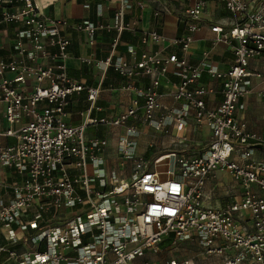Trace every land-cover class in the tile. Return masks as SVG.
I'll use <instances>...</instances> for the list:
<instances>
[{"label":"built area","instance_id":"1","mask_svg":"<svg viewBox=\"0 0 264 264\" xmlns=\"http://www.w3.org/2000/svg\"><path fill=\"white\" fill-rule=\"evenodd\" d=\"M117 1L110 22L86 17L73 25L87 33L90 44H95L98 30L117 32L105 58L83 61L103 71L113 69L135 93L119 113L92 117L87 113L95 107L102 84L89 85L69 75L71 39L62 31L69 22L45 13L36 0H0V32L15 27L13 53L0 56V104L6 119L0 123V165L14 168L20 177L12 183L10 197L0 198V227L9 228L0 254H8L15 264H264V161L255 157L264 138L237 115L245 108L242 99L253 78L264 76L252 65L253 60L264 65V0H220L234 15L229 29L211 27L214 43L234 49V62L226 70L209 62L206 53L198 63L187 57L201 28L205 0L186 8L183 35L169 39L158 28L142 31L143 44L169 42L182 54L129 44L131 58L119 45L125 31H136L137 21L126 18L130 0ZM84 8L90 11V3ZM160 14L154 10L155 16ZM204 73L221 84L217 106L206 100L214 88L199 84ZM165 74L178 78L167 92L177 105L162 101L158 87ZM141 75L151 77L147 87L137 85ZM82 91L91 105L82 112V122L69 123L72 99ZM192 117L211 131L204 150H173L153 161L138 155L143 133L139 121L166 133L174 127L175 136L185 142ZM98 124L124 127L118 150L122 166L134 163L130 175L121 177L117 169L106 168L107 137L87 135L88 127ZM9 137L14 141H7ZM218 170L233 176L240 198L204 205L206 181ZM47 214L50 223L43 226ZM30 229L36 230L29 237L33 247L18 251L15 245ZM164 241L173 246L195 243L199 257L172 256L159 263Z\"/></svg>","mask_w":264,"mask_h":264},{"label":"crops","instance_id":"2","mask_svg":"<svg viewBox=\"0 0 264 264\" xmlns=\"http://www.w3.org/2000/svg\"><path fill=\"white\" fill-rule=\"evenodd\" d=\"M206 8L203 16L200 20L201 28L195 33V38L191 43V47L187 52L188 59L193 63H198L203 60L205 53L207 54L208 61L217 66L221 70L229 69L234 62L235 54L231 45L224 42L214 43L216 32L212 31L211 27L214 25H221L225 29H229L234 20V15L226 8L224 2L220 0H205ZM40 8L50 16L64 18L69 22L67 27L63 28V33L68 35L71 39L69 47L70 56L67 59V70L71 77L81 80L89 85L102 84V90L99 97L95 101V107L91 112H88L92 117H110L119 113L131 104L132 98L135 93L124 87L127 83L123 76L119 75L113 69L103 71L95 65L88 64L83 61L84 57H92L97 59L105 58L110 50L114 37L116 36L113 30H98L96 33L95 44H90L89 38L86 32L78 31L73 27L74 23L81 21L83 18L89 17L94 21L100 20L103 23H108L114 16L115 9L118 7L119 1L117 0H36ZM196 2V0H130L131 6L127 10V20L135 19L137 21L136 31H125L121 35L119 50L127 57L131 58L127 48L129 44L135 45L138 49L143 50H162L163 54H169L174 51L181 50L178 45L166 42L155 44H143L141 41L142 31L145 29L158 28L161 32L169 38H175L183 35L185 32V10L188 6ZM90 3V11H86L84 5ZM140 3H144V7L140 6ZM101 4V6H98ZM101 8V15H96L97 9ZM161 10L160 16L154 15V10ZM14 26H8L2 29L0 32V56L9 57L13 53L14 44ZM170 41V40H169ZM254 67L259 68L264 75V65L257 60L252 61ZM161 85L158 90L164 93L162 101L168 106L177 105L178 102L168 95L169 86L171 82H175L178 78L175 75H161ZM151 82V77L148 75H141L137 79V85L139 87H147ZM199 84L205 86H212L214 92L206 96L209 106H217L222 100L221 84L219 81L211 78L207 73H204L199 79ZM264 90V76L254 77L251 91L242 99L245 102V108L238 109V117L245 118L248 124V128L251 131L258 133L264 138V97L262 91ZM141 103L145 99L140 98ZM91 105L87 99L86 91H82L74 95L72 103L69 107V112L66 116V120L69 123L77 124L83 121L85 115H82L83 111H86ZM86 114V115H87ZM139 114H142L140 110ZM194 117L190 118V126L188 131V140L181 142L183 144L178 145V150L189 149L193 152H199L206 148V145L210 139L211 131L209 127L198 126L194 122ZM135 123L133 118L129 119V123ZM0 123L6 124L4 116V107L0 104ZM138 125L143 133L138 137V149L139 156H145L146 148L141 147V138L148 136L151 138L162 137L164 134L169 135L176 130L173 127L170 132L156 131L154 128L138 122ZM91 127V130H88ZM87 129L88 136H102L107 137L108 147L104 154L105 166L108 169H117L121 177L130 175L126 171L118 169V163H120V152L118 150L119 135L124 132V127L111 128L108 125L98 124L91 125ZM93 129V130H92ZM173 130V131H172ZM176 137V136H175ZM7 141L13 142L14 138L9 137ZM149 140L147 146L152 143ZM179 141V139H178ZM154 142V141H153ZM156 143V142H155ZM150 146V145H149ZM146 157V156H145ZM255 157L264 161V145L256 147ZM90 169V168H89ZM222 171V170H221ZM126 175H125V174ZM131 173V172H130ZM214 177H217V172ZM19 174L12 167H4L0 165V198L7 199L10 197L11 185L15 181L19 180ZM210 181V180H209ZM206 182L204 187V195H208L213 204L204 203L207 206H220L240 198L241 187L236 184L237 191L234 193H228L226 198L217 202V198H213L211 187L216 188V183L211 185ZM235 188V187H234ZM32 216V215H31ZM30 217V215H29ZM47 219L50 218V214L46 215ZM50 223H43V226H47ZM8 227H0V243L6 242L5 235L9 233ZM16 230V227L14 228ZM36 230L30 229L24 238L19 241L15 246L18 251H23L27 248H32L33 244L29 241L30 234L35 233ZM18 233L23 236L21 232ZM14 259L8 258V254H0V264H14Z\"/></svg>","mask_w":264,"mask_h":264},{"label":"rangeland","instance_id":"3","mask_svg":"<svg viewBox=\"0 0 264 264\" xmlns=\"http://www.w3.org/2000/svg\"><path fill=\"white\" fill-rule=\"evenodd\" d=\"M91 130V127L88 129ZM93 130V129H92ZM173 131V130H172ZM174 133H170L169 135H163L162 137H156L151 138L146 136L141 138V147L146 148V154L145 158L152 160L163 153L178 150L176 147L181 143L178 141V138L173 135ZM149 140H152L153 146H147ZM154 141V142H153ZM156 142V143H155ZM261 146V145H258ZM132 161H125L124 166H122L120 163H118V169L122 171H126L130 174L132 172ZM160 169H163L164 166H160ZM210 180V181H209ZM208 184L211 185L212 183H216V188L213 186L211 187V192L213 193V198H217V202H220V200H223L226 198L227 190H230L228 193H234L237 191L236 189V180L233 178L231 174H229L226 171H217V177H210L207 179ZM206 181V182H207ZM235 187V188H234ZM208 195H204L203 200L206 204H213ZM162 252L158 256V261L164 262L169 257H176V258H185V257H199L198 253L200 252V247L192 242H179L176 246L170 245L168 241H164L161 245ZM15 264V262H14Z\"/></svg>","mask_w":264,"mask_h":264},{"label":"trees","instance_id":"4","mask_svg":"<svg viewBox=\"0 0 264 264\" xmlns=\"http://www.w3.org/2000/svg\"><path fill=\"white\" fill-rule=\"evenodd\" d=\"M124 34V33H123Z\"/></svg>","mask_w":264,"mask_h":264}]
</instances>
